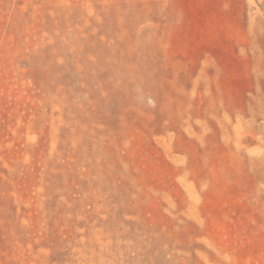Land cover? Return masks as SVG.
<instances>
[{"label": "rangeland", "instance_id": "rangeland-1", "mask_svg": "<svg viewBox=\"0 0 264 264\" xmlns=\"http://www.w3.org/2000/svg\"><path fill=\"white\" fill-rule=\"evenodd\" d=\"M0 264H264V0H0Z\"/></svg>", "mask_w": 264, "mask_h": 264}]
</instances>
